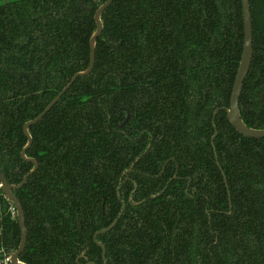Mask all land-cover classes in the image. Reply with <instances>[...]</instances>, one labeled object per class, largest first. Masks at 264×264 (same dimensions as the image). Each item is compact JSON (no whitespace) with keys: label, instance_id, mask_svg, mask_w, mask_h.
<instances>
[{"label":"trees","instance_id":"obj_1","mask_svg":"<svg viewBox=\"0 0 264 264\" xmlns=\"http://www.w3.org/2000/svg\"><path fill=\"white\" fill-rule=\"evenodd\" d=\"M104 1L82 0L84 10L77 0H0V169L9 183L33 166L20 154L23 124L88 66ZM249 6L253 55L238 104L248 126L264 128V0ZM102 20L91 73L29 127L26 156L38 168L14 190L27 229L19 259L78 264L86 237L89 260L101 263L91 232L120 211L122 184L125 210L101 235L107 264L112 255L118 264H264V137L239 133L225 110L243 49L241 0H113ZM11 206L0 192L7 252L20 242Z\"/></svg>","mask_w":264,"mask_h":264},{"label":"water","instance_id":"obj_2","mask_svg":"<svg viewBox=\"0 0 264 264\" xmlns=\"http://www.w3.org/2000/svg\"><path fill=\"white\" fill-rule=\"evenodd\" d=\"M113 0H105L102 2L94 12V21L96 23V27L93 30L90 38H89V63L88 66L84 70H80L75 72L67 84L60 90L56 96L46 105V107L34 118L27 120L23 124V132L27 137V142L21 149V157L22 159L29 161L33 164L32 168L26 172L22 178V180L17 184L9 183L3 171L0 169V183H1V191L3 195L11 201L13 204L16 217L20 229V242L16 249L8 252V257L10 260V264H26L25 262L19 259L20 253L23 251L26 245L27 240V229L25 225V217L24 210L21 205L20 200L15 195L14 190L20 188L28 179V177L36 171L38 168V162L36 159L26 156V149L30 146L32 142V137L29 133V127L35 123H37L51 108L52 106L60 99V97L65 93V91L73 84V82L81 76H85L91 73L94 62H95V48H96V40L100 36L103 30V20L102 13L104 10L111 4ZM242 2V13H243V25H244V40H243V49L241 54V59L239 62V66L236 72V76L234 79V83L231 90L230 102L229 106L225 108L226 115L230 123L234 126V128L244 136L247 137H255L261 138L264 137V128H255L248 126L241 118L239 112V104L238 99L242 89L243 81L245 76L247 75L252 55H253V31H252V19L250 13L249 0H241ZM79 6L84 10H91V7L86 6L82 0H77ZM217 132L212 136L216 135ZM117 220H115L109 227L111 228Z\"/></svg>","mask_w":264,"mask_h":264},{"label":"flooded vegetation","instance_id":"obj_3","mask_svg":"<svg viewBox=\"0 0 264 264\" xmlns=\"http://www.w3.org/2000/svg\"><path fill=\"white\" fill-rule=\"evenodd\" d=\"M214 114H215V112L213 113V119H214ZM126 119H127V117L124 119L123 122L120 123V125H122L126 121ZM213 119H212V122H213ZM215 132H217V131L215 130ZM215 132H214V134H215ZM213 139L214 138L211 137V140H213ZM167 163H168V160L166 162H164L161 172H163V170H164V168H165V166H166ZM136 187H137V185L134 183V187H132L129 190V195L127 197V201L130 202V203L133 202V198H134V195H135L134 192H135ZM121 188H122V184H120L118 186V190L116 192L118 201H121V209H120V211H118L116 217L113 218V220L108 225H106V226H94L95 227V230L93 232H91L92 233L91 234L92 241L100 249V252L98 254L100 255V258H101V261L100 262L101 263H98V264H107V258H106L107 249H106V244H105L106 242L103 240V238H101V235L104 234V233H106V232H108V231H110V230H112L116 226V224L118 223V221H119V219H120L121 215L123 214V212L125 210V207H126L125 200H123L122 198H120V195H121L120 190H121ZM160 193H161V191H158L156 194L151 195V197H154V196H156V195H158ZM122 195H123V193H122ZM141 201H143V200H141ZM141 201H139V202H141ZM105 212H106V196H102V200L100 202V211H99V214L101 216L99 218L100 221H101L102 217L104 216V213ZM95 217H96V219H98L97 213H95ZM115 220H117L116 223L111 228L108 229V227ZM120 226L124 230H128V231L131 230V233L132 234L135 233L136 230L138 229V228L134 229L135 226L133 225V223L127 224V223H124L123 222V223H121ZM96 227H98V228L96 229ZM138 227H141V226H138ZM118 231H119L118 228H116L115 231L112 233V236H111L112 243H113V245L115 247L118 246ZM83 242L84 243L81 244V247L82 248H81L80 252L78 253L75 261L78 264H97L93 260H89V257H91L89 255V249H90L89 243H90V240L85 237L83 239ZM114 251H117V249H115ZM81 259H83L84 262L81 263L80 262ZM97 259H99V257H95V260H97ZM117 259H118V257L116 255H112V257H111V264H118Z\"/></svg>","mask_w":264,"mask_h":264},{"label":"built area","instance_id":"obj_4","mask_svg":"<svg viewBox=\"0 0 264 264\" xmlns=\"http://www.w3.org/2000/svg\"><path fill=\"white\" fill-rule=\"evenodd\" d=\"M0 192H2L1 191V183H0ZM10 210L12 211V213H16L13 204L10 207ZM8 252L5 250L4 247H0V264H10V260H9V257H8Z\"/></svg>","mask_w":264,"mask_h":264}]
</instances>
